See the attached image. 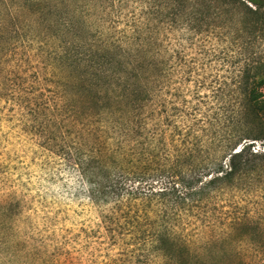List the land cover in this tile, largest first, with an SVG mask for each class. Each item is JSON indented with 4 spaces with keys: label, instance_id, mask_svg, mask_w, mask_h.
Wrapping results in <instances>:
<instances>
[{
    "label": "trees",
    "instance_id": "obj_1",
    "mask_svg": "<svg viewBox=\"0 0 264 264\" xmlns=\"http://www.w3.org/2000/svg\"><path fill=\"white\" fill-rule=\"evenodd\" d=\"M106 2L114 7V0ZM147 2L145 13L180 22L193 34L223 29L231 40L242 39L238 55L256 42L264 52V0ZM73 4L0 0V53L30 49L26 59L36 55L39 64L45 61L55 98L42 110L64 111L71 124L86 130L92 146L86 158L76 151L75 160L96 187L93 194L148 209L144 222L153 226L152 250L174 260L175 249L187 250L171 232L176 211L197 206L208 212L224 194L244 191L264 175V59L249 53L229 76L187 68L192 97L185 98L178 87L167 101L173 71L156 38L142 34L136 21L120 29L117 39L89 35ZM32 44L37 45L33 55ZM1 72L5 84L9 77H21L17 70ZM258 215L235 207L224 234L201 243L197 264H223L229 258V264H252L238 249L243 243L264 264V206Z\"/></svg>",
    "mask_w": 264,
    "mask_h": 264
},
{
    "label": "rangeland",
    "instance_id": "obj_2",
    "mask_svg": "<svg viewBox=\"0 0 264 264\" xmlns=\"http://www.w3.org/2000/svg\"><path fill=\"white\" fill-rule=\"evenodd\" d=\"M67 2H73L85 19L89 35L117 39L120 29L136 21L142 34L156 38L160 55L173 71L166 82L167 101L178 87L185 98L192 97L191 79L184 73L187 68L229 76L249 53L264 59L262 43L238 55L242 39L231 40L223 29L196 35L180 22L154 18L145 13L150 7L147 0H114V7H107L106 0ZM36 49L32 44L31 55ZM26 52L4 49L0 53V70H17L21 76L9 77L6 84L0 76V264H186L183 258L189 259L187 264H197L201 243L224 234L235 207L246 206L251 216L261 212L264 175L244 191L224 194L208 212L197 206L176 211L171 232L187 250L175 249L174 260L153 251L149 237L153 226L144 222L148 209L93 194L96 187L75 160L76 151L86 158L92 141L81 125L71 124L64 111L42 110L43 103H53L54 81L44 68L45 61L39 64L36 55L26 59L30 49ZM99 147L95 139V153ZM254 147L260 149V141ZM219 245L213 249L217 251ZM224 247L229 249L228 244ZM238 249L252 264L261 259L245 243Z\"/></svg>",
    "mask_w": 264,
    "mask_h": 264
}]
</instances>
